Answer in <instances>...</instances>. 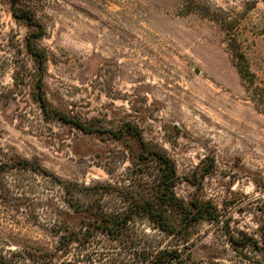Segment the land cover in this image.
Segmentation results:
<instances>
[{"label": "rangeland", "instance_id": "374dc122", "mask_svg": "<svg viewBox=\"0 0 264 264\" xmlns=\"http://www.w3.org/2000/svg\"><path fill=\"white\" fill-rule=\"evenodd\" d=\"M22 9L41 32L13 15ZM231 44L254 74L248 89L231 61ZM29 47L44 55L42 76ZM38 86L50 108L91 131L45 118L33 98ZM256 87L264 90V0H0L3 162L24 157L86 185L120 181L139 147L110 131L128 122L174 159L178 196L220 203L241 192L245 210L234 216L239 226L258 230L251 208L264 203V103H257ZM7 182L0 255L16 264L70 258L54 250L57 238L44 225L52 215L38 204L41 177L17 183L9 174ZM70 216L73 226L79 219ZM99 236L101 245L110 243ZM40 250L51 259L31 260ZM188 250L201 264H249L208 223L194 230Z\"/></svg>", "mask_w": 264, "mask_h": 264}, {"label": "trees", "instance_id": "16d2710c", "mask_svg": "<svg viewBox=\"0 0 264 264\" xmlns=\"http://www.w3.org/2000/svg\"><path fill=\"white\" fill-rule=\"evenodd\" d=\"M12 13L42 31L28 10H13ZM29 49L42 76L44 55ZM229 50L241 81L247 89L252 87L254 74L241 48L231 44ZM40 88L38 86L33 98L45 118L56 116L84 132L91 131L79 120L66 118L50 108ZM253 95L257 103H264V90L256 87ZM110 133L117 138L131 136L139 147L137 156L131 160L120 181L86 185L63 179L24 157L14 156L9 162L0 160V199L3 201L9 194V174L17 183L25 176L41 177L38 204L48 208L52 215L51 220L45 219L44 225L57 238L54 250L70 256L55 264H201L192 258L188 242L194 230L203 223L216 226L236 257L249 264H264V203L251 208L260 218L258 230H247L239 226V218L234 216L235 211L245 210L243 193L230 191L231 198H224L220 203L180 197L174 190L180 180L176 163L163 148L145 140L140 128L128 122ZM212 165L213 160H210L201 174ZM32 190L30 186L27 193ZM72 212L79 219L73 226L68 222ZM142 224L147 227L141 228ZM99 234L107 236L110 243L101 245ZM50 255L48 250H40L31 260L43 263L51 259ZM0 264L16 263L2 254Z\"/></svg>", "mask_w": 264, "mask_h": 264}]
</instances>
